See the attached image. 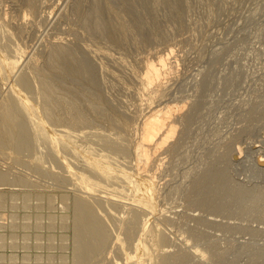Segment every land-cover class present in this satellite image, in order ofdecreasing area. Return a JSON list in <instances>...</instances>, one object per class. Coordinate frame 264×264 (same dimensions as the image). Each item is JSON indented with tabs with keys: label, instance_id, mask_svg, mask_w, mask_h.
Returning a JSON list of instances; mask_svg holds the SVG:
<instances>
[{
	"label": "rangeland",
	"instance_id": "374dc122",
	"mask_svg": "<svg viewBox=\"0 0 264 264\" xmlns=\"http://www.w3.org/2000/svg\"><path fill=\"white\" fill-rule=\"evenodd\" d=\"M30 1L31 0H0V18L2 19V21L0 19V22H5L6 25L8 23V29H10L14 35L16 34L14 37L16 45H20V47H24L33 52L34 61L31 63L35 64L37 62L38 68L40 67L39 69H42L43 73H45V71L47 72L45 74H48L47 70H49L48 75H50V77L52 76V78H50V80L53 79L52 82L55 81L51 73L57 76L55 80H58V77L64 78L63 74H65V76L68 74L67 77L70 76V73H72L71 70L76 65L75 57L79 62L81 61L86 64V71L88 73L86 78H81L80 76L75 78L71 75L73 78L71 76L69 78L70 80L72 78V82L74 81L72 84L71 81H69L70 84L67 83L69 80L67 77H65L66 80L63 78H60L61 80L59 79L58 81L56 80L55 84L58 86L52 93L54 95L56 91L58 94L61 91L62 93L59 95L56 94L55 96L51 95L49 99L46 98L51 102H55V100H57L59 104L61 102L62 104L60 105H63V109L67 112L69 111V114H71L74 111L70 112L68 106L70 107L72 105L70 101H72L71 103L76 101V99H73L77 97L74 93H77L80 88V90H82H79L80 92L78 91L79 94L77 93L79 95L77 101H80L84 105L81 106L82 104L80 102V104L75 102L73 105L77 104L80 108L82 107L85 117L84 115H79L78 118V115L74 112L68 117L66 116L67 113L61 116V119L63 118L61 120L62 123L59 122L60 120L58 122H49L46 118L45 120L50 123L49 125L51 127L53 126L52 129L54 131L55 128L56 132H59L58 130L63 131L64 133L62 136H65L64 138L67 137L66 140L71 138L69 141H72L73 144L75 142L74 146L77 145L79 148L81 145V151L87 153L85 150H88L90 156L93 158L95 157L94 159H97L96 161L103 163V166H112L113 168H111L114 172L113 170L111 172L112 174L115 173V176L121 175L123 172L130 173L132 177L135 175L136 167L139 164L137 163L139 158L135 156V148L141 141L142 125L144 120L149 116L150 110H156L158 109L157 107L162 106V108H164L173 104L181 105L183 102L187 104L185 105L187 107L184 106L186 109L183 108L181 110L182 112L180 111L179 114L185 115L190 111L186 119V123H189L186 124L185 128L183 127L181 133H179L181 128V126H179L178 133L170 140L168 146L172 142L175 143L173 149L166 145L163 149H159L158 152L156 151L152 156L153 163L149 178L154 182V187L157 189L155 196L156 205H154V209H159L155 212L156 214L153 220L157 222L156 225L158 227L154 226L161 232L158 233L156 229V233H158L160 239H158L159 247L157 246L158 249L156 250L161 249L157 252L155 251V255L154 247V249L150 250L151 253L153 251L152 254L150 252H146L147 254L144 252L141 257L142 259L144 258L143 260L145 262L146 258L149 257V259L147 258L146 264H150V257L153 262L155 258H160V256L169 253H177L185 257L190 256L191 263L195 261L193 264H199V262L200 264H264V256H262L264 255V167L259 168L256 164L261 155L264 157V0H171L170 5L166 1H162L157 8L162 10L161 19L164 20H160L155 15H152L149 9L148 11L151 15L148 12V17H145L146 13L144 14L143 12L147 11L142 8L140 11L144 10L142 12L144 15L141 13L143 17L139 11V13H135L138 15L139 19L137 16V18L134 17V19L133 13L138 12V10H135L136 8H132L136 3L134 0H34L37 3L36 11H33L34 9L29 7L28 2ZM165 2L169 6L164 4ZM100 8L107 14L112 12L115 14L112 20H110L114 25L109 26V24L105 22L104 26L102 17H106L107 14L105 15ZM128 8L130 11L133 10L134 12L132 11L129 13ZM96 9H99V11L101 10V12L98 13L102 15L101 21L99 18L100 15L96 14L98 12ZM150 10L153 11L152 9ZM95 15L98 16L97 19ZM127 16L131 21H129ZM144 18H147L145 19L147 24L143 21ZM149 18H151V21L148 20ZM152 18L155 19V22H157L158 19V23L161 21L160 24L155 23L159 28H155V25H153L154 28L151 27L153 24H150L153 22ZM136 19L137 21L141 19V21L136 23ZM97 20L101 23L98 24ZM94 23L97 25V28L103 25L105 32H102L103 34L99 32L98 30L100 29L104 31V29H102L103 27L97 29ZM138 24L145 29V34L142 27H139ZM148 24L150 26L149 29ZM118 25L124 26L120 27ZM128 25L133 27L132 30ZM136 26L138 27L135 28ZM15 28L17 30H15ZM119 28L121 30L120 33L118 30ZM151 28H153L155 32L153 29L150 30ZM95 29H97L96 32ZM112 29H117V32H115L116 34L114 33L111 35L112 33H110V31ZM137 29L140 32H138ZM124 31L129 33H122ZM133 31L135 33L137 31L136 34L138 35ZM141 31L144 34H142L143 36L139 34L142 33ZM100 33L104 35L105 38L101 37ZM131 33L132 35L134 34V36H132ZM145 35L147 38L144 37ZM64 41L67 44H64ZM60 43L64 44L63 48H66L65 45L67 48L70 47L64 49V53L68 56L70 54V56L74 55L73 59L64 54L66 57L65 59L64 55L61 53V55L59 54V56H57V58L62 56L60 59L58 58V63L51 58L53 55H56V51L60 50ZM54 45L57 48L54 47ZM105 49L110 53L111 58H105L102 55V50ZM169 49L174 51L170 56L172 65L170 64L171 67L168 68V72H165L166 76L164 75L162 78V83L165 79L162 86L151 89L144 85L142 86V84L140 85L138 78L145 73V65L148 61L152 60L156 62L159 56L169 53ZM50 50L54 54H51ZM68 50L69 52H67ZM70 50L72 53L74 51L75 54H72ZM89 50L90 52H88ZM7 57L12 58L10 56ZM4 58L2 59L0 57V63L2 62L0 64V72L1 70L3 71L0 73V76L3 74V78L0 77V95L2 96L0 97V105L2 103L1 98H4L3 96H6L9 91V82L14 80L17 82L20 79L18 76L25 74L24 72H33L32 74L34 76L32 75L33 79L31 78V86H37L36 84L38 82L35 74L36 71H34L35 69L33 70L34 65L32 66L31 63H28L29 66L26 65L25 67L28 66L29 68L23 67L25 69L21 68L23 71L21 72V70L18 71L12 68V59ZM62 60H64V62H62ZM65 60H67V62L71 61L70 65L65 62ZM8 61H10V63ZM60 62L65 64L61 65ZM55 63L58 64L59 68L66 65V67H64L65 69H63L64 72L62 69L59 70ZM3 64L9 66V68ZM55 65L59 71H57ZM113 66L115 70L113 69L112 75L111 70ZM116 66L118 67L117 71ZM126 67L128 68L126 69ZM42 70L40 71L42 72ZM115 71L118 74L122 73L123 76L127 74V77L124 78L125 84L124 81L121 82L123 83L121 84L116 80L117 74H115ZM125 71H127V73ZM57 72H59L60 75ZM103 73L104 76L107 74L105 80ZM100 80L106 81L107 85L106 82L104 85ZM97 81L98 83H96ZM47 82H49V79ZM61 83L71 86L74 85V87L69 91L71 87L69 85L64 86L63 84L65 88L68 87V89L65 90ZM100 83L105 87L102 85V88ZM60 87L62 88L60 89ZM73 88H76L77 91ZM31 89L25 92L30 99L32 98L31 101L35 99L33 102L39 107L46 105L47 103H44L45 101L40 102L41 99L38 98L39 93H36L37 90H34L36 87ZM59 90L60 92H58ZM67 90L72 99L69 98L70 96L68 95L69 93L66 92ZM83 90H85V93L89 90L92 94L87 91L89 94V96H87V93L84 94ZM97 90L98 92L100 90V93L102 92L101 95H107V98L105 96L103 97L104 100H96L95 93H97ZM104 90H106V92ZM71 92H73L72 95ZM81 93L85 95V97L81 96ZM61 95L63 97H61ZM115 98H118L117 101L119 102H117ZM67 99H69V101ZM92 100H94V103ZM92 106L96 111L92 109ZM85 108H87V110L84 112ZM97 110L100 111L98 112ZM114 111L116 114L113 113ZM117 113L119 114L118 117L127 115L126 118L129 121L128 128L124 127V129L118 124L119 122L116 121L118 119ZM35 114L34 118L38 116L37 119H40L39 114H37V112ZM113 114L116 116L114 115L115 117H112ZM83 118H87L88 120L85 119V121L87 120L89 123L87 121L85 122ZM37 119L35 123L39 121ZM67 119L68 123L66 122ZM80 119L83 120L81 121L84 125L80 123ZM53 122L55 124H53ZM70 122L72 127L70 126L68 129ZM72 122L76 125L75 127ZM77 124H79V126ZM35 125H33L32 128L37 130V134L35 133L32 139L38 140L33 141L30 139L31 147L29 146L26 152L23 151V153L25 152L24 154L22 152L19 154L12 149L7 151L8 148H6V146V150L4 146L0 147L2 151V153L0 151V173H7L8 182L10 183H0V194L2 193V196H0V264H79L81 259L79 260L77 256L78 244L76 242L77 230H75V213H77L76 203L82 201L80 199L84 198L89 200L88 202L91 204V207L93 206L92 209L95 207L94 211L96 207L97 210H101H96V213H100L103 219L102 222L105 221L104 225L106 226L107 224V231H110L108 235L110 234L111 236H109L110 241L108 240V245L105 246L103 251L92 256L89 263H87L133 264V262H135L133 259L135 258L136 260L134 255L137 256L135 244L140 237V226L146 220L144 217L150 215L153 217L151 212L153 209L151 211L149 210L151 214L150 212H148V215L145 213L147 212L146 207L144 208L142 202L137 200L136 192L134 191L135 186L131 185L129 182L128 184L130 185L125 182L120 183V185L116 182V184L120 186L119 190L118 185L115 183L113 184L111 180L110 183H112L114 187L108 183V178H106L108 175L102 172V169L101 171H96L94 167H90L89 165H87L89 169L83 167L81 164L83 163L84 166H86V163L81 159L83 158L81 154H79L77 158L76 155L78 154L74 155L69 152L70 150H67L65 145L61 142L54 144L55 146L57 145V147H54L52 144V147L55 149L51 148V145L47 143V141L44 143V140H46L45 133L42 134L39 126ZM88 126L91 128L88 129ZM59 128H63V130ZM65 131L67 133L70 131L69 133L71 135H68ZM76 133L81 134L77 137ZM87 133L89 134L87 135ZM97 133L100 134L97 135ZM101 134L105 135V137ZM43 135L44 138L40 137ZM100 135L104 138L102 139ZM68 136L70 137L68 138ZM81 136L82 139H80ZM100 138L110 141L109 143H112V145L115 143L114 146L116 149H113L114 147L110 148V145H106L105 141H100ZM123 139L125 140L123 141ZM116 144L118 146H116ZM58 145L60 150L57 149ZM120 145H122V148L124 146L129 150L123 152V150L121 151L119 149V151H117V147H120ZM37 146L39 148H37ZM29 150L31 152H29ZM55 150L59 152L58 154L61 153V155H65L66 158H60L69 161L66 162L69 164H66L64 159L58 161V156L60 155L57 154V156ZM90 150L92 152H90ZM37 154H41V156ZM35 155H37L40 160ZM51 157H53V160L50 159ZM139 166L142 168L141 164H139ZM73 167H75L76 170ZM40 168L44 170H40ZM80 171L81 174H79ZM99 172H102L101 175L103 173L106 175L102 176L103 178L105 176L108 182L105 179H103L105 180L103 182ZM116 172L118 174H116ZM71 173L72 176H74L73 178L72 176L70 177ZM93 173L95 175H93ZM214 173H216V176ZM83 176L89 177L87 183L90 184V182H92V186L84 184L87 181V177L83 179ZM91 177H93L92 181L90 180ZM94 179H96V183H94ZM80 180L84 182L83 185ZM97 181L99 182L97 183ZM79 182H81L80 184L82 186ZM99 183H101L102 188L98 186L100 185ZM106 183L110 188L109 186L107 187ZM87 185L91 187V189L96 185L95 188L98 187L99 190L97 188L91 190ZM78 186L83 189L81 188V190ZM85 187L87 188V193L84 192L86 189ZM115 187L117 188L116 190H114ZM125 187L127 190V192L125 190L126 193L123 192V188ZM198 188L200 189L199 191ZM109 189L111 190L109 191ZM128 190L132 192H128ZM201 190L203 191L201 192ZM200 192L202 194H200ZM127 193H129V195ZM81 195L84 197L82 198ZM198 196H202L204 200L206 199L208 204L211 203L209 205H204L203 203L200 204L195 202V197ZM85 199L83 202L85 201V203H88ZM100 200L102 202H99ZM110 201L112 202L110 203ZM115 202H118L117 204L119 205H116ZM133 202L135 203L132 204ZM99 203H102V205H99ZM214 205L218 206L217 209ZM207 206H210L208 207L209 209ZM233 208L239 209L234 210ZM246 208L247 210L249 209V211H247ZM135 209L139 211V215L145 216L143 218L139 216L142 219L140 221L139 218V222L141 223H139L140 226H137L139 230H136L134 232L135 234L127 235V224L131 219L129 214L131 215L132 211L134 214L137 213ZM129 211H131V213ZM98 213L97 215H99ZM181 213L183 215H181ZM115 214L117 216H115ZM134 214H132V216ZM119 216L121 218H118ZM149 219L148 217L147 220ZM155 221L153 222L155 223ZM218 256L220 258H218ZM128 257L134 258L128 260ZM131 261L132 263H130ZM81 262L86 264V260H82Z\"/></svg>",
	"mask_w": 264,
	"mask_h": 264
},
{
	"label": "bare ground",
	"instance_id": "6f19581e",
	"mask_svg": "<svg viewBox=\"0 0 264 264\" xmlns=\"http://www.w3.org/2000/svg\"><path fill=\"white\" fill-rule=\"evenodd\" d=\"M28 1V0H27ZM162 1H166L169 5L171 4V0H134V2H136L135 4H134V6L132 7V8H136L135 10H138V12H134L133 10V18L134 17H138V15L137 14H135V13H139V11H140V9L142 8V9H144L145 11H147V12H143L144 10H142V11H140V14L143 12L144 14L146 13V15H145V17H148V12L150 11V12H152L151 14L152 15H155L156 17H158L160 20H164V19H161V16H162V10L161 9H159V8H157V6L159 5V4H161L160 2H162ZM164 3V4H166V5H168L167 3ZM27 3V2H26ZM28 5H29V7L31 8V9H34L33 11H36L35 9H36V5H37V3H36V1H34V0H31L30 2H28ZM125 5V4H124ZM168 5V6H169ZM127 6V5H126ZM129 6V5H128ZM159 7V6H158ZM38 8V7H37ZM99 8V7H98ZM103 8V7H102ZM102 8H100V9H102ZM127 8V7H126ZM130 8V7H129ZM128 8V9H129ZM148 9H149V11H148ZM150 9H152L153 11H151ZM30 10V9H29ZM98 12L96 13L97 15H100V14H98L99 12H101V10L99 11V9H96ZM103 10V9H102ZM107 10V9H106ZM132 11H130V9H129V13L130 12H132ZM39 12V11H38ZM103 12L105 13V11L103 10ZM107 12V11H106ZM110 12V11H109ZM108 12V13H109ZM122 12V11H121ZM150 12H149V14H150ZM35 13V12H34ZM118 13V12H117ZM142 13V14H143ZM95 14V13H94ZM102 14V13H101ZM107 13H105V15H106ZM141 14V16L143 17V15ZM150 14V15H151ZM97 15H95L96 16V19H97ZM115 14H113V12L112 13H109V14H107V16L106 17H102L103 19H102V23L104 24V26H105V22L107 23V24H109V26H112V25H114V23H112L110 20H112V17L114 16ZM132 15V14H131ZM25 16H26V14H25ZM24 16V17H25ZM95 16H94V18H95ZM101 16L102 15H100V21H101ZM140 16V15H139ZM140 16V17H141ZM166 16V15H165ZM90 17V16H89ZM128 17V16H127ZM136 17V18H137ZM141 17V18H142ZM154 17V16H153ZM88 18V17H87ZM98 18V19H99ZM129 18V17H128ZM133 18H132V21H133ZM168 18V17H167ZM1 19V18H0ZM13 19V18H12ZM21 19V18H20ZM85 19V18H84ZM135 19V18H134ZM138 19H139V17H138ZM145 19H147V18H144V20L143 21H145L146 22V20ZM151 18H149L148 20H150ZM159 19H158V21H159ZM35 20H36V18H35ZM157 20V19H156ZM1 21H2V19H1ZM7 21V20H6ZM8 21H9V17H8ZM7 21V22H8ZM19 21V20H18ZM23 21V20H22ZM26 21V20H25ZM113 21H114V19H113ZM117 21V20H116ZM129 21H131L130 20V18H129ZM136 21H137V19H136ZM139 21H141V19L139 20ZM139 21H137L136 23H138ZM151 21V20H150ZM149 21V22H150ZM152 21L153 22H151L150 24H152V26L151 27H153V25H155V28L156 27H158V26H156L157 24H155V23H158V21L157 22H155V19L154 18H152ZM97 22H98V20H97ZM109 22V23H108ZM115 22V21H114ZM127 22V21H126ZM134 22V21H133ZM11 23V22H10ZM19 23V22H18ZM27 23V22H26ZM38 23V22H37ZM40 23V22H39ZM51 23V22H50ZM101 22H98V24H100ZM117 23V22H116ZM115 23V24H116ZM128 23V22H127ZM126 23V24H127ZM141 23V22H140ZM139 23V24H140ZM144 23V22H143ZM161 23V21L158 23V24H160ZM95 24V23H94ZM135 24V23H134ZM138 24V25H139ZM146 24H147V22H146ZM145 24V25H146ZM7 25H9L8 23H7ZM6 24H5V22H0V57L3 59L4 57H5V55H6V57L5 58H9V57H7V56H10V57H12V58H9V59H12L11 61V65H12V68L13 69H17L18 71L19 70H21V68H23V67H25L26 65H28V63H31V62H33L34 61V58H33V52H31L29 49H26V48H22V47H20V45L18 46V45H16V43L14 42V37L16 36V34L14 35V33H12V31H10V29H8V26H7ZM16 25V24H15ZM18 25V24H17ZM24 25V24H23ZM33 25V24H32ZM96 25V24H95ZM137 25V24H136ZM142 25H144V24H142ZM12 26V25H11ZM22 26V25H21ZM118 26H120V27H123L124 25H118ZM129 26V25H128ZM148 26H149V24H148ZM15 27V26H14ZM17 27V26H16ZM100 27L101 26H98V28H97V25H96V28L97 29H100ZM102 27H103V25H102ZM101 27V28H102ZM130 27V26H129ZM138 26H136L135 28H137ZM139 27H142V26H140L139 25ZM11 28V27H10ZM19 28V27H18ZM117 28V27H116ZM131 28V30H132V28L133 27H130ZM144 28H145V26H144ZM150 28V26L148 27V29ZM154 28V27H153ZM153 28H151L150 30H152ZM159 28V27H158ZM24 29V28H23ZM97 29H95V32H96V30ZM102 29H104V27L102 28ZM138 29H141V28H138ZM138 29H137V31H138ZM142 29H143V27H142ZM141 29V30H142ZM13 30V29H12ZM15 30H17L16 28H15ZM14 30V31H15ZM18 30H20V29H18ZM108 30V29H107ZM117 30V29H116ZM115 29H112L111 31H110V33H112L111 35H113L115 32H117ZM119 30V33H120V28L118 29ZM128 30V29H127ZM126 30V31H127ZM144 30V34H145V29H143ZM147 30V29H146ZM99 32H105V29H104V31H101V29L100 30H98ZM97 31V32H98ZM126 31H124V32H122V33H124V34H126V33H129V32H126ZM137 31H136V33H137ZM153 31H154V29H153ZM158 31V30H157ZM22 32V31H21ZM83 32V31H82ZM91 32V31H90ZM89 32V33H90ZM134 32V31H133ZM138 32H140V31H138ZM142 32V31H141ZM148 32H151V31H148ZM147 32V33H148ZM155 32V31H154ZM153 32V33H154ZM87 33V32H86ZM100 33V34H101ZM108 33V32H107ZM135 33V32H134ZM135 33V34H136ZM103 34V33H102ZM101 34V37H103V38H105V36L104 35H102ZM116 34V33H115ZM140 35H142L143 34V32L142 33H139ZM143 34V35H144ZM21 35V34H20ZM93 35V34H92ZM128 35H130V34H128ZM131 35H132V33H131ZM136 35H138V34H136ZM142 35V36H143ZM90 36H91V34H90ZM100 36V35H99ZM132 36H134V34L132 35ZM153 36H155V35H153ZM20 37V36H19ZM18 37V38H19ZM81 37V36H80ZM141 37V36H140ZM144 37H146V35L144 36ZM147 38V37H146ZM152 38V37H151ZM133 39V38H132ZM135 39V38H134ZM154 39V38H153ZM17 40V39H16ZM20 40V39H19ZM18 40V41H19ZM84 40V39H83ZM123 40V39H122ZM121 40V41H122ZM137 40V39H136ZM147 40V39H146ZM25 41V40H24ZM45 41V40H44ZM72 42V41H71ZM136 42V41H135ZM70 43V42H69ZM123 43V42H122ZM127 43V42H126ZM21 44V43H20ZM25 44H27V43H25ZM64 44H67V43H65V41H64ZM64 44H61L60 43V45H61V47H60V50H58V51H56V46L54 45V47H56L55 48V51L57 52L56 53V55L54 56L53 55V57H51L56 63H58L59 62V59L62 57V56H60V58L58 59L57 58V56H59V54L61 53V54H65L64 53V49H66L67 48V46L65 45V47L66 48H63L64 47ZM63 45V46H62ZM124 45V44H123ZM126 45V44H125ZM24 46V45H23ZM39 46V45H38ZM58 46V45H57ZM120 46H121V44H120ZM25 47H26V45H25ZM53 47V46H52ZM59 47V46H58ZM78 47V46H77ZM125 47V46H124ZM68 48H70V47H68ZM67 48V49H68ZM126 48V47H125ZM54 49V48H53ZM91 49H92V47H91ZM98 50V49H97ZM170 50V49H169ZM43 51V50H42ZM71 51V50H70ZM77 51V50H76ZM86 51V50H85ZM101 51V50H100ZM103 52H102V55L105 57V58H109L110 57V53H108L107 51H106V49L105 50H102ZM105 51V52H104ZM50 52H51V50H50ZM63 52V53H62ZM66 52V51H65ZM67 52H69V50L67 51ZM84 52V51H83ZM88 52H90V50L88 51ZM95 52V51H94ZM174 51H172V50H170L169 51V53H167V54H165V55H163L162 54V56H159V58H158V60L155 62V61H152V60H150V61H148V63L145 65V73L142 75V76H139V78H138V82H139V84L141 85L142 84V86L144 85L145 87H147V88H151V89H155V88H158V87H161L162 86V84L164 83V80H163V83H162V78L164 77V75L166 74L165 72H168L167 70H168V68L169 67H171V65H172V62L170 61V56L172 55V53H173ZM40 53V52H39ZM71 53H72V51H71ZM73 53H74V51H73ZM72 53V54H73ZM51 54H54V53H52L51 52ZM60 54V55H61ZM68 54V53H67ZM75 54V53H74ZM81 54V53H80ZM84 54V53H83ZM12 55V56H11ZM66 55V54H65ZM65 55H64V57H65ZM71 55V54H70ZM69 55V56H70ZM82 55V54H81ZM49 56V55H48ZM52 56V55H51ZM66 56H68V55H66ZM68 56V57H69ZM85 56V55H84ZM118 56H119V54H118ZM67 57V58H68ZM72 57V59H73V57H74V55L73 56H70V58ZM4 58V59H5ZM111 58V57H110ZM8 59V60H9ZM37 59V58H36ZM50 59V58H49ZM64 59V58H63ZM65 59H66V57H65ZM71 59V60H72ZM101 59V58H100ZM7 60V59H6ZM53 60H52V62H53ZM105 60V59H104ZM117 60V59H116ZM1 61V60H0ZM49 61V60H48ZM61 61V60H60ZM69 61V60H68ZM75 63H76V65H75V67L71 70L72 71V73H70V76L72 75L73 77H75V78H77V77H81V78H86L87 76H88V73H87V68H86V64L85 63H83V62H79V60H77L76 59V57H75ZM3 62H4V60H3ZM9 63H10V61H8ZM45 62V61H44ZM50 62H51V60H50ZM62 62H64V60H62ZM62 62H60L61 63V65H64V64H62ZM65 62H67V60H65ZM71 62V61H70ZM70 62H67V63H69V65H70ZM74 62V61H73ZM126 62V61H125ZM147 62V61H146ZM2 63V62H1ZM0 63V64H1ZM5 63V62H4ZM37 63V62H36ZM35 63V64H36ZM55 63V64H56ZM59 63V64H60ZM122 63H123V61H122ZM176 63H177V61H176ZM6 64V63H5ZM34 63L32 64L31 63V65L34 67L33 68V70L34 71H36V76H37V84H36V82H35V84L37 85V86H31V84H32V82H31V80L33 79L32 78V73H26V72H24L25 74H23V75H21V76H18V78L20 77V79L16 82L15 80L14 81H12V82H9V91L7 92V95L6 96H3L4 98H1L2 99V103H1V105H0V147H2V146H4V149H5V146H6V148H8L7 149V151L8 150H15L16 152H18L19 154H21V152L23 153V151H25L26 152V150H28L29 149V146H30V144H31V142H30V139H32V136H35V133H36V131L37 130H34L35 128H32V126L33 125H35V124H37L38 126H39V128H40V131H42V134L43 133H45L44 135H45V139L46 140H44V143L47 141V143H49L51 146V148H53L52 147V144L54 145V144H58L59 142H61V143H63V145H65V147H66V149L67 150H70L69 152H71L72 154H78V155H76L77 156V158H78V156H79V154H81V157L83 156V158H81V159H83V161L86 163V166H84V164L82 163L81 165H83V167H86V168H88L89 169V167H87V165H89L90 167H94L95 168V170L96 171H98V170H100L101 171V169H102V172H105V174L106 175H108V177H106V178H108V181L105 179V174L103 173L102 175H105L104 176V178H103V176L101 175V173L102 172H99L98 174L99 175H101L102 176V180L103 179H105L108 183H110V180L113 182V184L115 183L116 184V182L117 183H126V184H128V182L131 184V185H134L135 186V192H136V196H137V200H139L140 202H142V204H143V207L145 208L146 207V210H147V212H145V213H147V215L149 214L148 212H150L152 209V216L153 217H151V215L150 216H146V217H144V216H141V215H139V211H137L136 209H135V211L137 212V213H135L134 214V212L132 211V214H134V215H136V216H132V214L130 215L129 214V216H131L130 218V220L128 221V224H127V235H130V234H133L136 230H139V228L137 227L138 225H139V216H141L142 218L144 217V218H146V220H145V222L144 223H142V227L140 226V237L138 238V240H137V242H136V244H135V248H136V253H137V256H135L134 255V257H136V260H135V258L134 257H132V258H129L128 257V260L129 259H133L135 262H133V264H146V262H147V260L149 259V257H147L146 258V262L142 259V254L145 252H150V250L151 249H154L155 248V250H154V255H155V253L157 252V251H159V250H156V249H158L157 248V246H158V239H159V236H158V233L160 232L158 229H157V225H156V221L155 220H153L154 219V216H155V212L156 211H158L159 209H157V207H156V209L157 210H155L154 208H155V206L154 205H156V203H155V196H156V191H157V189H156V187H154V182L152 181V180H150V178H149V175H150V169L152 168V156L156 153V151L158 152V150L159 149H163L164 148V146H166L167 145V147H169V148H171V149H173V146L175 145V143H170V145L168 146V144H169V142H170V140H172L173 139V137L178 133V130H179V126H181V128H180V132L179 133H181V131H183V127L185 128L186 127V124H188V123H186V119H187V116H189L188 115V113L190 112V111H188V113H186L185 115L184 114H179V112L183 109V108H185V107H187V106H185V105H187V104H184V102H183V104H181V105H179V104H173V105H169V106H167V107H164V108H162V107H157L158 109H156V110H150V114H149V116L146 118V120H144V122H143V125H142V136H141V141L137 144V146H136V148H135V152H136V157L137 158H139L138 160V162L137 163H139V164H141L142 165V168L139 166V164H138V166L136 167L137 169L135 170L136 171V173H135V175L132 177V175H130V173L128 174L127 172L126 173H124L123 172V174H121V175H114V174H112V166H110L109 164H107V165H109L108 167L105 165V166H103L104 164L103 163H101V162H98V161H96L97 159H94L93 157H91L90 156V154H89V152H88V150H85V151H87V153L85 152L84 153V151H81L80 150V146H79V148H78V146L76 147V146H74V144H75V142H74V144L72 143V141H69L71 138H69L70 136H68V138H69V140L67 139L66 140V138H64L65 136H62V134L64 133L63 131H60V130H58L59 132H56V128H55V131L52 129L53 128V126L51 127L49 124L50 123H48V121L50 122H52V121H59L60 123H62V119H61V116H63L64 114H66V116L68 117L69 115H71V114H73L74 112H75V114H77L78 116V118H79V115H84V113H83V111H82V107L80 108L79 106H77V104L76 105H73V103H79L80 101H77V97L79 96L78 94H79V92L82 90H80V88H79V92L77 91V89L76 88H73L75 91H77V93H74L75 94V96H77V97H74L73 99H76V101L75 102H73V103H71L72 101H70V104H72L70 107L67 105V103H66V105L68 106V108L70 109V112H72V111H74L73 113H71V114H69V111L67 112L66 110H64L63 109V105H60V104H62L61 102H60V104L58 103V101L57 100H55V102H51L50 100L48 101L47 99H49V96L51 97V95H54L53 93H52V91H54V89L58 86V85H56L55 83H56V80H55V78H57V76L55 75V74H52L51 73V70H50V73H51V75H53L54 76V81L55 82H52V80H50V78H52V76L50 77V75H48L49 74V70H47L48 71V74H45V73H47L46 71H45V73H43V70L42 69H39L38 68V66H37V64L35 65ZM52 64V63H51ZM73 64V63H72ZM170 66H169V65ZM4 65V64H3ZM10 65V66H11ZM49 65V64H48ZM57 65V67H58V64H56ZM56 65H55V67H56ZM99 65V64H98ZM116 65V64H115ZM114 65V66H115ZM119 65V64H118ZM128 65V64H127ZM4 66H6V67H8L9 68V66H7V65H4ZM29 66V65H28ZM27 66V67H28ZM53 66V65H52ZM60 66V65H59ZM72 66H74V65H72ZM89 66V65H88ZM114 66L112 67V70H111V73H112V71H114L115 69H114ZM119 66H122V65H119ZM129 66V65H128ZM27 67H25V68H27ZM56 67V68H57ZM64 67H66V65L64 66ZM63 66H62V68H59V70L60 69H62V71L64 72V70L63 69H65ZM117 67V66H116ZM125 67V66H124ZM123 67V68H124ZM130 67V66H129ZM8 68H7V70H8ZM11 68V67H10ZM25 68H23V69H25ZM29 68V67H28ZM58 68H57V71H59L58 70ZM128 67H126V69H127ZM52 69V68H51ZM91 69V68H90ZM114 69V70H113ZM120 69V68H119ZM5 70V69H4ZM33 70H31V71H33ZM40 70H42V72L40 71ZM118 70V67H117V69H116V71ZM129 70V69H128ZM54 71H55V68H54ZM115 71V72H116ZM121 71V70H120ZM122 71H123V69H122ZM1 72H3L2 70H1ZM0 72V73H1ZM21 72H23L22 70H21ZM53 72V71H52ZM90 72V71H89ZM107 72H109V71H107ZM106 72V73H107ZM126 73H127V71H125ZM7 73V72H6ZM13 73V72H12ZM12 73H10V74H12ZM56 73V72H55ZM59 75H60V73L59 72H57ZM66 73H68V72H66ZM170 73H171V71H170ZM107 74H110V73H107ZM106 74V75H107ZM115 74H117V81L118 82H123L124 81V78H126L127 77V74H124V76L122 75V73L120 74H118L117 72L115 73ZM115 74H114V77H115ZM1 75V74H0ZM4 75H7V74H4ZM9 75V74H8ZM20 75V74H19ZM58 75V76H59ZM64 75V78L63 79H65V77H67V75L68 74H66V76H65V74H63ZM62 75V76H63ZM105 75V76H106ZM112 75H113V73H112ZM2 76H3V74H2ZM2 76H0V77H2ZM14 76V75H13ZM34 76V75H33ZM56 76V77H55ZM70 76H68L67 78H69ZM71 76V77H72ZM103 76H104V73H103ZM104 76V80H105V77ZM110 76V75H109ZM135 76V75H134ZM166 76V75H165ZM7 77V76H6ZM9 77H10V75H9ZM8 77V78H9ZM72 77V78H73ZM3 78V77H2ZM7 78V79H8ZM12 78V77H11ZM10 78V79H11ZM32 78V79H31ZM59 79L61 78V77H58ZM61 78V79H62ZM72 78H71V80H72ZM74 78V79H75ZM92 78H93V76H92ZM14 79H16V78H14ZM48 79H49V82H47L48 81ZM58 79V80H59ZM60 79V80H61ZM73 79V80H74ZM2 80V79H1ZM5 80V79H4ZM9 80V79H8ZM57 80V81H58ZM66 80V79H65ZM70 80V78H69V80H68V82L67 83H69V81H71ZM81 80V79H80ZM83 80V79H82ZM126 80V79H125ZM5 81H7V80H5ZM10 81V80H9ZM79 81V80H78ZM88 81V80H87ZM101 81V80H100ZM106 81H107V79H106ZM106 81H101V82H103V84L106 82ZM34 82V81H33ZM61 82V81H60ZM60 82H58V83H60ZM64 82V81H63ZM74 82V81H73ZM72 81H71V84L73 83ZM117 82V83H118ZM96 83H98V81L96 82ZM62 84V83H61ZM61 84H60V86H61ZM64 84V83H63ZM63 84H62V87H64V86H67V85H69V84H67V85H65L64 84V86H63ZM79 84V83H78ZM101 85V87H102V83H100ZM121 84H123V83H121ZM124 84H125V81H124ZM77 85V84H76ZM87 85H88V83H87ZM105 85V84H104ZM103 85V87H105ZM106 85H107V82H106ZM71 88H69L70 90L69 91H71V89H72V87H74V85L73 86H71V85H69ZM80 86V85H79ZM82 86V85H81ZM97 86V85H96ZM98 86H99V84H98ZM97 86V87H98ZM34 87H36V89H34V90H37L36 91V93H39V99H41V101L40 102H42V101H45L44 103H47L46 105H42L41 107H39V106H36L34 103L35 102H33V101H31L32 100V98L30 99L26 94H25V92L27 91V90H29V89H31V88H34ZM62 87H60V89L62 88ZM76 87V86H75ZM96 87V88H97ZM102 87V88H103ZM65 88V87H64ZM86 88V87H85ZM84 88V89H85ZM101 88V89H102ZM1 89V88H0ZM8 89V88H7ZM66 89H68V87L67 88H65V90ZM89 89V88H88ZM95 89V88H94ZM98 89V88H97ZM32 90V89H31ZM63 90V89H62ZM86 90V89H85ZM85 90H83L84 91V94H86L87 93V91L90 93V94H92V92H90L89 90H87L86 91V93H85ZM157 90V89H156ZM6 91V90H5ZM69 91L67 90L66 92H68L69 93ZM102 91V90H101ZM105 92H106V90H104ZM47 92H49V93H47ZM51 92V93H50ZM58 92H60V90L58 91ZM64 92V91H63ZM74 92V91H73ZM73 92H71V95H72V93ZM104 92V93H105ZM159 92V91H158ZM1 93V92H0ZM5 93V92H4ZM29 93V92H28ZM55 93V92H54ZM60 93H62V91L60 92ZM59 93V94H60ZM100 93V90H99V92H98V90H97V93H95L96 95H95V97H96V100L98 99V100H104L103 99V97H105L106 96V98H107V95H101V93ZM31 94H32V92H31ZM56 94H58L57 93V91H56V93H55V95ZM58 94V95H59ZM77 94V95H76ZM107 94V93H106ZM109 95H111L110 93H108ZM5 95V94H4ZM54 95V96H55ZM65 95V94H64ZM67 95V94H66ZM69 96H70V93L68 94ZM67 95V96H68ZM108 95V96H109ZM113 95V94H112ZM30 96V95H29ZM32 96V95H31ZM54 96H53V99H54ZM81 96H84L85 97V95H82V93H81ZM87 96H89V94L87 93ZM94 96V95H93ZM0 97H2L1 95H0ZM59 97V96H58ZM61 97H63L62 95H61ZM65 97V96H64ZM83 97V98H84ZM91 97V96H90ZM114 97V96H113ZM115 97H116V95H115ZM47 98V99H46ZM60 98V97H59ZM69 98H71L72 99V97L70 96ZM105 98V99H106ZM153 98V97H152ZM52 99V98H51ZM55 99H58V98H55ZM78 99H79V97H78ZM88 99V98H87ZM116 99V101L118 100V98H115ZM59 100V99H58ZM66 100V99H65ZM68 101H69V99H67ZM90 100V99H89ZM107 100V99H106ZM109 100V99H108ZM111 100H113V99H111ZM54 101V100H53ZM57 101V102H56ZM85 101H86V99H85ZM93 101V103H94V100H92ZM115 101V100H114ZM67 102V101H66ZM83 102V101H82ZM89 102V101H88ZM95 102H97V101H95ZM99 102V101H98ZM117 102H119V101H117ZM116 102V103H117ZM43 103V104H44ZM81 103V102H80ZM79 103V104H80ZM92 103V102H91ZM105 103V102H104ZM103 103V105L105 106V104ZM179 103V102H178ZM38 104V103H37ZM41 104V103H40ZM65 104V103H64ZM69 104V103H68ZM82 104V103H81ZM97 104H99V103H97ZM60 105V106H59ZM65 105V106H66ZM84 104H82L81 106H83ZM64 106V107H65ZM95 106V105H94ZM185 106V107H184ZM85 107H87V106H85ZM67 108V107H66ZM96 108V107H95ZM102 108V107H101ZM105 108V107H104ZM109 108V107H108ZM147 108V107H146ZM68 109V110H69ZM92 109H94V107L92 106ZM186 109V108H185ZM85 110H87V108H85L84 109V112H85ZM95 110V109H94ZM96 111V110H95ZM94 111V112H95ZM98 111V110H97ZM100 111V110H99ZM98 111V112H99ZM102 111V110H101ZM108 111V110H107ZM112 111V110H111ZM34 112V113H33ZM37 112V114H39V116H40V119H37L38 118V116H36L37 118H34L35 117V113ZM87 112V111H86ZM182 112V111H181ZM88 113V112H87ZM102 113H103V111H102ZM113 113H115L116 114V112L114 111ZM97 114V113H96ZM115 114H113V116L112 117H115L116 115ZM118 114V113H117ZM190 114V113H189ZM255 114V113H254ZM91 115V114H90ZM115 115V116H114ZM123 115V114H122ZM261 115V114H260ZM88 116V115H87ZM86 116V117H87ZM119 116V114L117 115V120L116 121H118L119 123V125L121 126V127H125V128H128V126H129V121H128V119L126 118V116H121V117H118ZM27 117V118H26ZM77 117H76V115H75V118L77 119ZM81 117V116H80ZM83 117V116H82ZM84 117H85V115H84ZM105 117V116H104ZM109 117H110V115H109ZM45 118L48 120V121H46L45 120ZM75 118H74V120H75ZM93 118V117H92ZM39 120V121H37L36 123H35V120ZM69 119V118H68ZM68 119L66 120V122L68 123ZM71 119H73V118H71ZM84 119V118H83ZM85 119H87V118H85ZM85 119H84V121H85ZM112 119V118H111ZM70 120V119H69ZM82 119H80L79 121H80V123L81 124H83L82 123V121H81ZM88 120V119H87ZM86 120V121H87ZM91 120V119H90ZM98 120V119H97ZM71 121V120H70ZM76 121V120H75ZM85 121V122H86ZM92 121V120H91ZM94 121V120H93ZM188 121H190V120H188ZM84 122V123H85ZM88 122V121H87ZM113 122V121H112ZM63 123H64V121H63ZM73 123V122H72ZM79 123V122H78ZM89 123V122H88ZM98 123H100V122H98ZM53 124H55L54 122H53ZM74 124V123H73ZM80 124V125H81ZM180 124V125H179ZM37 125H35V126H37ZM78 126H79V124H77ZM84 125V124H83ZM185 125V126H184ZM34 126V127H35ZM56 126V125H55ZM71 126V122H70V124H69V126H68V129H69V127ZM76 125L74 124V127H75ZM117 126V125H116ZM61 127V126H60ZM63 127V126H62ZM72 127V126H71ZM73 127V128H74ZM89 128L88 129H90L91 127L90 126H88ZM97 127V126H96ZM37 128V127H36ZM63 128H65V127H63ZM63 128L61 129V128H59V129H61V130H63ZM67 128V127H66ZM77 128V127H76ZM79 128H81V127H79ZM124 128V129H125ZM71 129V128H70ZM66 130V129H65ZM73 130H75V129H73ZM39 131V130H38ZM39 131V132H40ZM68 131V130H67ZM86 131V130H85ZM91 131V130H90ZM125 131V130H124ZM141 131V130H140ZM66 132V131H65ZM70 132V131H69ZM67 133L68 135L70 134V133ZM79 132V131H78ZM89 132V131H88ZM41 133V132H40ZM65 133V134H66ZM72 133V132H71ZM82 133V132H81ZM81 133H79V134H81ZM90 133V132H89ZM89 133H87V135L89 134ZM95 133V132H94ZM37 134V133H36ZM61 134V135H60ZM73 134V133H72ZM74 134H75V132H74ZM77 135V137H78V133H76ZM83 134H85V133H83ZM98 134H100V133H97V135ZM106 134V133H105ZM41 135V134H40ZM44 135L43 136H40V137H42V138H44ZM71 135V134H70ZM91 135V134H90ZM101 135H103V134H101ZM100 135V136H101ZM184 135V134H183ZM67 136V135H66ZM72 136H74V135H72ZM100 136H98V137H100ZM104 137H105V135H103ZM108 136V135H107ZM114 136V135H113ZM112 136V137H113ZM180 136V135H179ZM38 137V136H37ZM75 137V136H74ZM73 137V138H74ZM102 137V136H101ZM104 137H102V139L104 138ZM34 138V137H33ZM36 138V137H35ZM72 138V139H73ZM89 138V137H88ZM93 138V137H92ZM109 138V137H108ZM76 139V138H75ZM80 139H82V136H81V138ZM101 139V138H100ZM100 140V141H105L106 142V145H110L109 147L110 148H113V149H116L115 148V146H114V144L115 143H113V145H112V143H109L110 141H106V140ZM107 139V138H106ZM114 139H116V138H114ZM33 140V139H32ZM35 141H37L36 139H34ZM33 140V141H34ZM41 140V139H40ZM77 140V139H76ZM79 140V139H78ZM87 140V139H86ZM98 140V139H97ZM110 140V139H109ZM125 139H123V141H124ZM95 141V140H94ZM40 142V141H39ZM79 142V141H78ZM175 142V141H174ZM37 143V142H36ZM33 144V143H32ZM35 146V145H34ZM93 146V145H92ZM116 146H118L117 144H116ZM122 145H120V147H117L118 148V150L117 151H119V149L122 151L123 150V152H126V151H128L127 149H126V147H124L123 146V148L121 147ZM31 147V146H30ZM47 147V146H46ZM54 147H57V145L55 146L54 145ZM63 147V146H62ZM89 147V146H88ZM10 148V149H9ZM37 148H39L38 146H37ZM64 148V147H63ZM128 148V147H127ZM1 149V148H0ZM3 149V150H4ZM31 149V148H30ZM36 149V148H35ZM53 149H55V148H53ZM57 149H59V145H58V148ZM56 149V150H57ZM62 149V148H61ZM83 149H84V147H83ZM168 149V148H167ZM6 150V149H5ZM41 150V149H40ZM55 150V151H56ZM60 150V149H59ZM79 150V151H78ZM1 151V150H0ZM36 151V150H35ZM38 151V150H37ZM36 151V152H37ZM45 151V150H44ZM47 151H48V149H47ZM51 151H52V149H51ZM14 152V151H13ZM24 152V153H25ZM29 152H31L30 150H29ZM39 152V151H38ZM50 152V151H49ZM53 152V151H52ZM57 152V153H56ZM55 152V154L57 155L59 152L58 151H56ZM61 152V151H60ZM90 152H92L91 150H90ZM1 153H2V151H1ZM17 153V154H18ZM23 153V154H24ZM44 153V152H43ZM42 153V154H43ZM47 153V152H46ZM71 153H70V155H71ZM14 154H16V153H14ZM29 154V153H28ZM35 154V153H34ZM49 154V153H48ZM47 154V155H48ZM53 154H54V152H53ZM93 154V153H92ZM7 155V154H6ZM5 155V156H6ZM27 155V154H26ZM38 156H41V154L39 155V154H37ZM37 155H35L37 158H38V156ZM50 155V154H49ZM58 155H60V156H58ZM57 156H58V161L59 160H61V159H64V158H60V157H65V155H61V153L60 154H58ZM69 155V154H68ZM241 155V154H240ZM29 156V155H28ZM33 156V155H32ZM57 156H56V158H57ZM67 156V155H66ZM75 156V157H76ZM22 157V156H21ZM30 157V156H29ZM44 157H46V156H44ZM44 157H41V158H44ZM48 157V156H47ZM74 157V156H73ZM240 157V156H239ZM20 158V157H19ZM53 157H51L50 159H52ZM55 158V157H54ZM60 158V159H59ZM66 158V157H65ZM39 159V158H38ZM47 159H49V158H47ZM71 159V158H70ZM69 159V160H70ZM154 159V158H153ZM40 160V159H39ZM53 160V159H52ZM57 160V159H56ZM65 160V159H64ZM77 160V159H76ZM75 160V161H76ZM14 161V160H13ZM16 161H18V160H16ZM51 161V160H50ZM58 161H56L57 163H59ZM82 161V160H81ZM162 161V160H161ZM61 162V161H60ZM65 163L66 162H69V161H67V160H65L64 161ZM223 162V161H222ZM25 163V162H24ZM61 163H63V162H61ZM65 163H64V165H65ZM73 163H74V161H73ZM110 163V162H109ZM66 164H69V163H66ZM71 164V163H70ZM158 164V163H157ZM214 164V163H213ZM256 164H257V167H259V168H263L264 167V157L261 155L259 158H258V160H257V162H256ZM61 165V164H60ZM76 165V164H75ZM66 166V165H65ZM72 166V165H71ZM60 167V166H59ZM62 167H64V166H62ZM70 167V166H69ZM78 167V166H77ZM82 167V168H83ZM112 167V168H111ZM134 167V166H133ZM140 167V168H139ZM68 168V167H67ZM66 168V169H67ZM71 168V167H70ZM69 168V169H70ZM73 168H75V167H73ZM93 168V169H94ZM155 168V167H154ZM214 168V167H213ZM37 169H38V167H37ZM51 169V168H50ZM63 169V168H62ZM40 170H44V169H42V168H40ZM70 170H72V169H70ZM75 170H76V168H75ZM78 170H80V169H78ZM92 170V169H91ZM90 170V171H91ZM95 170H93L94 172H96ZM215 170V169H214ZM217 170H219V169H217ZM226 170V169H225ZM224 170V171H225ZM38 171V170H37ZM63 171H64V169H63ZM119 171V170H118ZM117 171V172H118ZM5 172V171H4ZM60 172V171H59ZM75 172H77V171H75ZM92 172V171H91ZM113 172H114V170H113ZM116 172V174H118ZM120 172V171H119ZM204 172V171H203ZM221 172V171H220ZM42 173V172H41ZM69 173H70V171H69ZM88 173V172H87ZM120 173H122V172H120ZM119 173V174H120ZM43 174V173H42ZM49 174V173H48ZM51 174V173H50ZM52 174H54V173H52ZM57 174V173H56ZM63 174V173H62ZM74 174V173H73ZM79 174H81V171L79 172ZM82 174H84V173H82ZM90 174H92V173H90ZM132 174V173H131ZM219 174V173H218ZM221 174V173H220ZM65 175V174H64ZM76 175V174H75ZM85 175V174H84ZM89 175V174H88ZM93 175H95L94 173H93ZM214 175L216 176V173H214ZM69 176V175H68ZM68 176H67V178H68ZM72 176V173H71V175H70V177ZM82 176V175H81ZM90 176H92V175H90ZM63 177H65V176H63ZM62 177V178H63ZM74 176H72V178H73ZM76 177V176H75ZM87 177V176H86ZM85 176H83L82 178L83 179H85L86 178ZM94 177V176H93ZM93 177H91V181H92V179H93ZM205 177H206V175H205ZM54 178V177H53ZM71 178V179H72ZM94 178H96V177H94ZM101 178V177H100ZM100 178H97V179H100ZM228 178V177H227ZM56 179V178H55ZM75 179V178H74ZM82 179V180H83ZM87 179H89V177H87L86 178V180ZM231 179V178H230ZM8 176H7V173L6 174H4L3 172L2 173H0V183L2 182V183H7L8 182ZM12 180H13V178H12ZM16 180V179H15ZM64 180V179H63ZM67 180V179H66ZM90 180H89V182H90ZM95 180L96 179H94L93 181H94V183H96L95 182ZM105 180H103V182L105 181ZM194 180H196V179H194ZM221 180H223V179H221ZM24 181V180H23ZM70 181V180H69ZM81 181V180H80ZM84 181V180H83ZM101 183H103L101 180H99ZM99 181H97V183L99 182ZM202 181V180H201ZM218 181V180H217ZM11 182V181H10ZM14 182V181H13ZM73 182V181H72ZM76 182V181H75ZM82 182V181H81ZM81 182H79V184L81 183ZM88 182V180L84 183V182H82V185H83V183L84 184H89V183H87ZM19 183H20V181H19ZM22 183V182H21ZM78 183V182H77ZM91 183L92 182H90V184H89V186L91 185ZM101 183H99L100 185H98V186H100V188H102L101 187ZM227 183V182H226ZM8 184H10L9 182H8ZM24 184V183H23ZM74 184V183H73ZM76 184V183H75ZM93 184V183H92ZM104 184V183H103ZM107 184V183H106ZM111 185H112V183H110ZM119 184H116V185H118V189L120 188V186H119ZM130 184H128V185H130ZM191 184H192V182H191ZM201 184V183H200ZM81 185V184H80ZM81 185V186H82ZM97 185V184H96ZM95 185V186H96ZM115 185V186H116ZM121 185V184H120ZM123 185V184H122ZM220 185V184H219ZM221 185H222V183H221ZM220 185V186H221ZM225 185V184H224ZM84 186H86V185H84ZM83 186V187H84ZM88 186V185H87ZM88 186V188L89 189H91V187H89ZM92 186V185H91ZM94 186V185H93ZM95 186L94 187H92V189L91 190H94V189H98L99 190V188L98 187H96L95 188ZM106 186V185H105ZM109 185L107 184V187H108ZM113 186V185H112ZM206 186V185H205ZM223 186V185H222ZM74 187V186H73ZM79 188H80V186H78ZM114 187V186H113ZM128 187V186H127ZM130 187H132V186H130ZM214 187H215V185H214ZM76 188H77V186H76ZM76 188H75V190H76ZM82 188V187H81ZM80 188V189H81ZM86 188V187H85ZM84 188V189H85ZM94 188V189H93ZM103 188H104V186H103ZM109 188H110V186H109ZM121 188H122V186H121ZM129 188V187H128ZM200 188V187H199ZM198 188V191L201 189H199ZM225 188V187H224ZM83 189V188H82ZM81 189V190H82ZM106 189V188H105ZM117 188L115 187V189L114 190H116ZM124 190H123V192L124 193H126L127 192V190H126V187L125 188H123ZM132 189V188H131ZM130 189V190H131ZM218 189V188H217ZM216 189V190H217ZM86 190H87V188L84 190V192L85 193H87L86 192ZM90 190V191H91ZM111 189H109V191H110ZM114 190H112V191H114ZM120 190V189H119ZM125 190H126V192H125ZM219 190V189H218ZM89 191V190H88ZM104 191V190H103ZM108 191V190H107ZM196 191V190H195ZM203 190H201V192H202ZM208 191V190H207ZM82 192V191H81ZM94 192H97V191H94ZM98 192H100V191H98ZM117 192V191H116ZM121 192V191H120ZM128 192H132V191H129L128 190ZM200 192V194H202ZM209 192V191H208ZM216 192V191H215ZM219 192V191H218ZM221 192H222V190H221ZM224 192V191H223ZM3 193H5V192H3ZM10 193V192H9ZM93 193V192H92ZM104 193V192H103ZM102 193V194H103ZM220 193V192H219ZM41 194V193H40ZM81 194V193H80ZM91 194V193H90ZM96 194V193H95ZM101 194V193H100ZM122 194V193H121ZM128 195H129V193H127ZM221 194V193H220ZM219 194V195H220ZM230 194V193H229ZM228 194V195H229ZM68 195V194H67ZM114 195V194H113ZM195 195V194H194ZM214 195V194H213ZM225 195V194H224ZM231 195V194H230ZM0 196H2V193L0 194ZM35 196V195H34ZM38 196V195H37ZM42 196H43V194H42ZM89 196V195H88ZM92 196H94V195H92ZM108 196V195H107ZM115 196V195H114ZM119 196V195H118ZM196 196V195H195ZM259 196V195H258ZM79 197V196H78ZM77 197V198H78ZM81 197H82V195H81ZM80 197V198H81ZM84 197V196H83ZM82 197V198H83ZM116 197V196H115ZM125 197V196H124ZM127 197H129V196H127ZM134 197H135V195H134ZM191 197V196H190ZM1 198H3V197H1ZM79 198V199H80ZM93 198V197H92ZM107 198V197H106ZM114 198V197H113ZM113 198H110V199H113ZM118 198V197H117ZM117 198H115V199H117ZM122 198V197H121ZM26 199V198H25ZM76 199V198H75ZM79 199H78V201H79ZM85 199V198H84ZM84 199H80V200H82V201H79V202H77V200H76V211H77V213H75V216H76V223H75V225H76V229L75 230H77L76 231V237H77V239H76V242H77V244H78V254H77V256L79 257V264H81V263H84V262H81L82 260H86V264H88L89 263V260L92 258V256H94L95 254H98L99 252H102L103 251V249L105 248V246H107L108 245V242L110 241L109 240V236H110V234L108 235V232H110V231H107L108 229L106 228V226H107V224H106V226L104 225L105 223V221L104 222H102V217H101V215H100V213H98L99 215H100V217H99V215H97V213H96V210H97V207H96V210L94 211V209H95V207H94V209H92V207H91V204L88 202L89 200H86L88 203H85V201L83 202V200ZM98 199V198H97ZM105 199V198H104ZM108 199H109V197H108ZM114 199V200H115ZM135 199H136V197H135ZM196 199V200H195ZM195 202H197V203H200V204H204V205H209L208 204V202H206V199L204 200L203 199V197L202 196H198V197H195ZM217 199V198H216ZM219 199V198H218ZM92 200V199H91ZM96 200V199H95ZM103 200V199H102ZM263 200V199H262ZM26 201V200H25ZM109 201V200H108ZM132 201V200H131ZM99 202H102L101 200L99 201ZM104 202V201H103ZM112 201H110V203H111ZM126 202V201H125ZM145 202V203H144ZM206 202V203H205ZM43 203V202H42ZM91 203H93V202H91ZM116 203V205H119V204H117L118 202H115ZM135 202H133L132 204H134ZM137 203V202H136ZM160 203V202H159ZM224 203V202H223ZM98 204V203H97ZM102 205V203H99V205ZM114 204V203H113ZM139 204V203H138ZM138 204H137V206H138ZM141 204V203H140ZM219 204H220V202H219ZM226 204V203H225ZM228 204V203H227ZM96 205V204H95ZM108 205V204H107ZM110 205H112V204H110ZM115 205V204H114ZM131 205V204H130ZM136 205V204H135ZM203 205V206H204ZM212 205V204H211ZM241 205V204H240ZM113 206V205H112ZM122 206V205H121ZM136 206V207H137ZM24 207V206H23ZM48 207V206H47ZM99 207V206H98ZM101 207V206H100ZM114 207V206H113ZM116 207V206H115ZM140 207H141V205H140ZM139 207V208H140ZM142 207V208H143ZM208 207H210V206H207V208ZM214 207H216V209H217V207L218 206H215L214 205ZM225 207V206H224ZM26 208V207H25ZM73 208H74V206H73ZM110 208V207H109ZM124 208H126V207H124ZM131 208V207H130ZM138 208V209H139ZM159 208V207H158ZM222 208V207H221ZM50 209V208H49ZM100 209V208H99ZM103 209V208H102ZM114 209V208H113ZM117 209V208H116ZM115 209V210H116ZM132 209V208H131ZM193 209H195V208H193ZM209 209V208H208ZM211 209H212V207H211ZM234 209V208H233ZM235 209H237V208H235ZM234 209V210H235ZM239 209V208H238ZM237 209V210H238ZM107 210H108V208H107ZM112 210V209H111ZM133 210H134V208H133ZM140 210V209H139ZM150 210V211H149ZM245 210V209H244ZM246 210H247V208H246ZM97 211H101V210H97ZM103 211V210H102ZM110 211V210H109ZM114 211V210H113ZM112 211V212H113ZM117 211V210H116ZM131 211H129L130 213H131ZM143 211V210H142ZM142 211H140V212H142ZM164 211V210H163ZM204 211V210H203ZM247 211H249V209L247 210ZM151 212H150V214H151ZM105 213V212H104ZM111 213V212H110ZM109 213V214H110ZM164 213V212H163ZM186 213V212H185ZM210 213V212H209ZM30 214V213H29ZM28 214V215H29ZM38 214V213H37ZM77 214V215H76ZM101 214H102V212H101ZM125 214V213H124ZM157 214H158V212H157ZM164 215V214H163ZM181 215H183L182 213H181ZM215 215H217V214H215ZM27 216V215H26ZM110 216V215H109ZM108 216V217H109ZM111 216H113V215H111ZM115 216H117L116 214H115ZM114 216V217H115ZM125 216V215H124ZM123 216V217H124ZM128 216V215H127ZM159 216V215H158ZM30 217V216H29ZM37 217V216H36ZM74 217V216H73ZM150 218L149 220H147V218ZM178 217V216H177ZM182 217H184V216H182ZM28 218V217H27ZM41 218V217H40ZM101 218V219H100ZM117 218V217H116ZM118 218H121L120 216L118 217ZM161 218V217H160ZM63 219V218H62ZM65 219V218H64ZM127 219V218H126ZM183 219V218H182ZM187 219H188V217H187ZM191 219V218H190ZM204 219V218H203ZM202 219V220H203ZM60 220V219H59ZM106 220V219H105ZM142 219L140 218V221H141ZM114 221V220H113ZM116 221V220H115ZM153 221H155V223L153 222ZM167 221V220H166ZM200 222V221H199ZM110 223V222H109ZM115 223V222H114ZM120 223V222H119ZM183 223V222H182ZM201 223V222H200ZM205 223V222H204ZM141 224V223H140ZM199 224V223H198ZM38 225V224H37ZM74 225V224H73ZM157 226V227H155V226ZM213 226V225H212ZM196 227V226H195ZM109 228V227H108ZM138 228V229H137ZM156 229L158 230V233H156L157 231H156ZM196 230V229H195ZM161 233V232H160ZM135 234V233H134ZM193 235V234H192ZM111 237V236H110ZM130 237V236H129ZM161 237V236H160ZM200 237V236H199ZM163 239V238H162ZM169 239V238H168ZM109 240V241H108ZM160 240V239H159ZM162 241V240H161ZM166 241V240H165ZM200 241V240H199ZM167 242V241H166ZM164 243V242H163ZM163 243H161V244H163ZM187 243V242H186ZM76 244V243H75ZM166 244V243H165ZM162 246V245H161ZM154 247V248H153ZM159 247V246H158ZM163 247V246H162ZM163 248H165V247H163ZM162 248V249H163ZM122 250H123V248H122ZM210 250H212V249H210ZM156 251V252H155ZM163 251V250H162ZM175 251H176V249H175ZM164 252V251H163ZM198 252V251H197ZM85 253V254H84ZM125 253V252H124ZM151 253V252H150ZM152 253H153V251H152ZM151 253V254H152ZM147 254V253H146ZM150 254V255H151ZM160 254V253H159ZM159 254H157V255H159ZM182 254V253H181ZM195 254V253H194ZM205 254V253H204ZM83 255V256H82ZM91 255V256H90ZM156 255V256H157ZM198 255H200V254H198ZM202 255H203V253H202ZM259 255V254H258ZM108 256V255H107ZM147 256V255H146ZM215 256V255H214ZM262 256H264V255H262ZM76 257V256H75ZM98 257V256H97ZM100 257H101V255H100ZM153 257V256H152ZM155 257V256H154ZM190 257V256H189ZM189 257H185L184 255H179V254H177V253H175V254H171V253H169V254H164L163 256H160V258L159 257H157V258H153L154 260H153V262H152V258L150 257V264H193V263H195V261L194 262H192L191 263V259L189 258ZM193 257V256H192ZM204 257V256H203ZM94 258V257H93ZM194 258V257H193ZM218 258H220L219 256H218ZM215 259H216V257H215ZM95 260V259H94ZM98 260V259H97ZM193 260V259H192ZM213 261H214V259H213ZM222 261V260H221ZM88 262V263H87ZM127 262H129V261H127ZM189 262V263H188ZM76 263V262H75ZM93 263V262H92ZM130 263H132V261L130 262ZM202 263V262H201ZM85 264V263H84ZM197 264V263H196ZM199 264H200V262H199Z\"/></svg>",
	"mask_w": 264,
	"mask_h": 264
}]
</instances>
